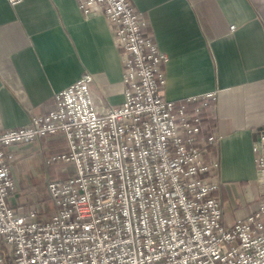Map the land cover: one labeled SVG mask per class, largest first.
Masks as SVG:
<instances>
[{
	"label": "built area",
	"instance_id": "built-area-1",
	"mask_svg": "<svg viewBox=\"0 0 264 264\" xmlns=\"http://www.w3.org/2000/svg\"><path fill=\"white\" fill-rule=\"evenodd\" d=\"M18 4L22 0H9ZM104 16L120 49L124 103L108 104L90 72L55 94L51 110L0 130V264H264V129L253 146L258 207L225 224L219 158L197 143L200 108L166 99L169 61L131 0H78ZM205 97L190 98L204 102ZM62 134L46 157L54 208L26 209L9 147ZM213 126L208 142L218 145Z\"/></svg>",
	"mask_w": 264,
	"mask_h": 264
},
{
	"label": "crops",
	"instance_id": "crops-1",
	"mask_svg": "<svg viewBox=\"0 0 264 264\" xmlns=\"http://www.w3.org/2000/svg\"><path fill=\"white\" fill-rule=\"evenodd\" d=\"M131 2L169 56L162 87L166 99L194 104L190 98L213 94L219 140L215 154L207 155L219 158L225 224L245 219L260 201L253 146L264 129V0ZM83 72L93 74L97 96L108 104L124 103L121 52L104 16H86L78 0L15 5L0 0V130L22 127L34 114L51 110L55 94ZM9 149L12 155L36 156L52 178L67 177L45 162L46 156L67 150L62 134ZM18 174L15 167L12 203L52 210L51 196L50 203L43 200L42 181L23 182Z\"/></svg>",
	"mask_w": 264,
	"mask_h": 264
},
{
	"label": "rangeland",
	"instance_id": "rangeland-1",
	"mask_svg": "<svg viewBox=\"0 0 264 264\" xmlns=\"http://www.w3.org/2000/svg\"><path fill=\"white\" fill-rule=\"evenodd\" d=\"M23 154H24L23 157H21L18 154H15L14 158H13L14 168L15 167H17V169L19 168L18 178H20V180L23 182L34 181L35 179H36V181H38V180L42 181L40 183L42 185L41 190L43 189L44 195H46L45 199H43V200L50 203L51 201H50L49 192L47 190V181L50 178H52L51 175L48 172H46L42 166L40 167L39 164L37 162H35V159H37L36 156H34V158H31L30 157L31 155H28L27 151L24 152ZM47 168L50 169L52 167H47ZM26 184L27 183H23V186H25L24 187L25 190H27L29 188V187H27L28 185H26ZM24 201H26V200H24ZM26 203H28V201L25 202L24 207H25Z\"/></svg>",
	"mask_w": 264,
	"mask_h": 264
},
{
	"label": "trees",
	"instance_id": "trees-1",
	"mask_svg": "<svg viewBox=\"0 0 264 264\" xmlns=\"http://www.w3.org/2000/svg\"><path fill=\"white\" fill-rule=\"evenodd\" d=\"M184 102L186 103L188 111H193L197 107L200 108L201 130L197 136V143H199L206 150V153L208 155L213 156L216 151V146L214 144H210L208 140L212 135L213 126L216 123V119L213 113L215 99L213 97L206 98L204 102H192L194 104H191L189 101Z\"/></svg>",
	"mask_w": 264,
	"mask_h": 264
}]
</instances>
